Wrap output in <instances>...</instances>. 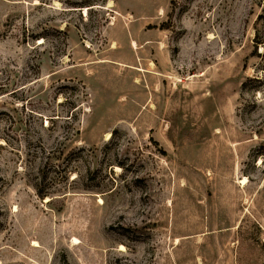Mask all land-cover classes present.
Here are the masks:
<instances>
[{"label":"rangeland","instance_id":"obj_1","mask_svg":"<svg viewBox=\"0 0 264 264\" xmlns=\"http://www.w3.org/2000/svg\"><path fill=\"white\" fill-rule=\"evenodd\" d=\"M0 264H264V0H0Z\"/></svg>","mask_w":264,"mask_h":264},{"label":"bare ground","instance_id":"obj_2","mask_svg":"<svg viewBox=\"0 0 264 264\" xmlns=\"http://www.w3.org/2000/svg\"><path fill=\"white\" fill-rule=\"evenodd\" d=\"M245 180H246V178H245V177H243L242 181H245ZM73 239H74V240H76L74 237H73Z\"/></svg>","mask_w":264,"mask_h":264}]
</instances>
